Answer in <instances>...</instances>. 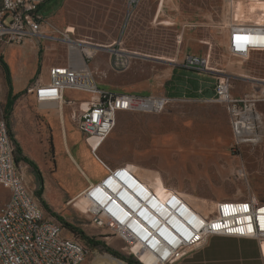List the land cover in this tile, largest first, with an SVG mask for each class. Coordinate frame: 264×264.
<instances>
[{"label":"rangeland","instance_id":"374dc122","mask_svg":"<svg viewBox=\"0 0 264 264\" xmlns=\"http://www.w3.org/2000/svg\"><path fill=\"white\" fill-rule=\"evenodd\" d=\"M134 3L137 6L140 0ZM174 3L179 20L173 26L164 25L161 44L104 47L94 55L95 58H90L98 63L99 74H95V80L100 87L107 89L105 85L109 84L124 93V89L131 85L142 93L141 96L152 97L163 90L170 69L185 63L190 53L206 56L208 68L217 71L218 77L226 75L223 69L228 64L233 67L247 61L229 52L228 31L233 23L264 21V1L175 0ZM117 50L130 52L129 68L112 67L111 56ZM1 54L9 55L8 52ZM256 60L263 62L259 64L263 65L264 73V56L258 55ZM229 77L236 96L244 95L246 86L255 81L242 75ZM5 90L8 91V83L0 65V118L4 117L2 95ZM250 96L257 99L255 109L260 113L256 120L259 135L256 141H236L229 115L216 100L206 107L169 102L160 111L140 105L142 109L118 113L116 126L110 134L118 142L112 156L122 165H139L146 179L160 184L156 190L166 199L173 192L172 188H177L189 195L192 200H188L204 213L215 207V201L208 200L209 196L219 200L253 194L264 201V94ZM193 119H216L218 125L199 126L192 123ZM27 164L22 159L18 162L21 171V166ZM44 185L42 195L37 193L41 183L32 194L50 217L67 227L85 246L82 264H92L97 253L110 254L127 264H143L134 251L135 245L119 230L115 220L105 218L102 213H93L95 211L86 199L76 198L62 206L61 198L53 187L47 188L45 176ZM10 196L11 190L0 182V214ZM41 198L92 242L83 238L80 232H73L65 222L49 212ZM107 246L120 252L123 258L112 254Z\"/></svg>","mask_w":264,"mask_h":264},{"label":"crops","instance_id":"0c3cea01","mask_svg":"<svg viewBox=\"0 0 264 264\" xmlns=\"http://www.w3.org/2000/svg\"><path fill=\"white\" fill-rule=\"evenodd\" d=\"M174 2L140 0L136 6L131 0H43L39 13L47 21L43 27L45 35L5 49L9 55L3 56L11 69L14 94L19 95L9 118L10 128L20 144H24V153L38 164L47 188L53 187L61 198L62 206L69 204L89 185L100 182L108 173L105 164L112 168L122 165L112 156L118 142L109 136L94 152L78 128L75 114L97 98L93 92L65 88L61 100L38 102L34 91L29 89L48 83L50 70L55 66H80L75 63L77 51L89 62L91 69L98 70V63L90 58H95L100 48L161 44L164 25L173 26L179 20ZM56 29L71 33H53ZM229 33L230 28L227 38ZM89 45L97 48L91 56L82 52ZM258 55L264 56V50L254 49L247 61L233 67L228 64L223 69L226 75H242L255 80L246 86L244 95L264 94L263 65L259 64L263 62L256 60ZM217 78V71L211 68L188 67L181 63L170 69L163 90L152 97H168L176 105L188 103L206 107L215 102ZM105 86L108 87L103 88L105 90L120 93V88ZM124 93L142 95L131 85L124 89ZM7 94L5 90L2 95L4 103ZM192 123L218 125L216 119H193ZM21 167L27 186L33 192L40 184L38 174L29 164ZM172 189L192 200L181 190ZM208 200L216 203L218 199L209 196ZM176 264H264V254L255 239L214 235Z\"/></svg>","mask_w":264,"mask_h":264},{"label":"built area","instance_id":"2783aa9c","mask_svg":"<svg viewBox=\"0 0 264 264\" xmlns=\"http://www.w3.org/2000/svg\"><path fill=\"white\" fill-rule=\"evenodd\" d=\"M42 1L2 0L0 54L10 45L21 44L29 38L45 35L43 27L47 21L39 13ZM137 1L131 0L132 3ZM53 33L68 35L71 32L56 29ZM227 44L229 52L241 59L249 58L254 49L264 50V21L249 20L231 24ZM71 46H74L73 43ZM83 61L87 67L68 64L51 68L50 81L29 90L34 91L38 102L61 100L65 88L93 92L97 98L93 99L87 108H80L75 114V119L78 128L84 133L95 152L113 132L119 112L139 108L143 99L151 97L115 93L101 88L95 80V74H99V69H91L87 61L85 59ZM111 64L113 68H129L130 52L117 50L111 56ZM185 65L207 68L208 58L190 53L185 58ZM156 98L161 103L151 110L160 111L171 102L168 97ZM215 100L226 109L238 143L259 139L256 131V120L259 118V113L255 109L256 98L249 94L236 96L229 75H221L215 83ZM93 139L96 140L95 146L91 144ZM105 166L108 173L101 181L124 171L131 173L125 164L113 168L107 164ZM0 179L13 180L15 184L12 205L9 209L3 210L0 261L4 264H82L86 254L85 246L67 227L46 213L27 186L25 176L16 161V143L5 117L0 118ZM94 186L95 184L89 185L76 198L83 194L89 196L101 213L113 219L108 209L94 200L96 199ZM142 187L148 190L147 187ZM153 197L158 205L169 208V215L171 218L175 217L179 223L177 228L169 221L163 222L158 233H154L155 229L143 224L148 236L158 240L155 246L147 238L133 234L143 247L157 256L158 264H176L189 253L202 247L214 235L255 239L264 254V201L256 195L217 200L215 208L207 215L198 212L176 190L171 192L166 200L155 194ZM183 205L192 212L190 219L185 218ZM156 216L159 217L157 214ZM165 228L170 229L173 234L167 236L168 234L164 233ZM141 262L146 264L142 260Z\"/></svg>","mask_w":264,"mask_h":264},{"label":"bare ground","instance_id":"6f19581e","mask_svg":"<svg viewBox=\"0 0 264 264\" xmlns=\"http://www.w3.org/2000/svg\"><path fill=\"white\" fill-rule=\"evenodd\" d=\"M96 51L97 48L91 45L84 47L82 50V52L86 54H93ZM75 63L77 65L82 64L84 67H87L79 51L76 52ZM160 103L161 102H159L156 97H151V98L143 99L140 102V105L148 106L150 109H154L156 106L160 105ZM84 108H87V106ZM171 140L173 141L174 138H171ZM91 144L95 146L96 140L95 139L91 140ZM126 165L131 173H127L124 171L122 173L113 174L112 176L105 178L103 180L105 182L101 181L100 184L93 183L95 184L93 189L95 190V198H96L94 200L99 205L102 206L104 205L108 209L109 214L118 223L119 230L122 233L126 234L128 238H130L131 240L130 242H133L132 245H135L133 247L134 251L137 252L141 260L144 261L146 264H158L157 256H155V254L149 249H147L145 246L143 247L139 242V240H137L133 236V234L137 235L138 237L140 235L142 237L147 238V240L152 245L155 246L157 245L158 240L153 236H148L147 233L148 231L146 230L144 225L145 226L147 225V227L149 228L151 227V229L152 228L155 229L154 233H158L159 229H161V226L163 225V222L169 221L173 226L177 228H179L178 227L179 223L177 222V219L175 217L171 218V215H169V208L158 205L155 198L153 197V194H155L157 196H160L162 199L166 200V198L163 197L156 190L160 186V184L157 182H151L150 180L146 179L140 172V166L137 165L136 163H128ZM0 182L5 184V186H7L11 190V196L9 197V200L5 205V207L3 208V210L9 209V207L12 205V196L15 195V184L13 180L0 179ZM142 186L147 187V189L151 191V193L148 190L144 189ZM112 190L114 191L118 190L120 195L119 196H117L116 194L114 195L113 194L114 192H112ZM181 196H183V194H181ZM79 198L86 199L87 201H89L90 206L95 211L93 213H101L100 209L92 203V199L89 196L83 194L77 199ZM185 200H187L201 214L203 215L208 214L206 212L204 213V211H201L200 207L194 205L187 198H185ZM189 208H191V210L194 211L192 207L189 206ZM136 211H139L140 215L143 218H145L147 222L140 219L137 216L138 214ZM183 211L185 212L184 213L185 218L190 219V214L192 212L188 210V208H186L184 205H183ZM135 213L137 215H135ZM156 214L159 217H157ZM102 215H104L105 218H108L106 214L102 213ZM3 223H4V211H2L0 214V228L2 227ZM164 233L168 234L167 236L173 234L171 230L168 228L164 229ZM0 262L1 264H4L3 261ZM92 264H127V263L110 254L97 253L94 257V261Z\"/></svg>","mask_w":264,"mask_h":264},{"label":"trees","instance_id":"16d2710c","mask_svg":"<svg viewBox=\"0 0 264 264\" xmlns=\"http://www.w3.org/2000/svg\"><path fill=\"white\" fill-rule=\"evenodd\" d=\"M0 65L3 68L5 78H6V81L8 83V94H7V100H6L5 107H4V117L9 123V118H10V116L14 110V106H15L16 100L18 99L19 95L14 94L11 69H10L9 64L7 63L6 59L4 58V56L2 54H0ZM12 137L16 143V152L18 153V157H16V161L19 162V160L22 159L23 161L28 163L35 170V172L38 174V177H39V180L41 183V187L37 193H38V195H42V192L44 190V178H43V174H42L38 164L34 160L29 158L27 155H25L22 145L17 141V139H15L13 132H12ZM41 201H42L43 206L49 212H51L58 219L65 222V224L68 225L72 229L73 232H76V231L80 232V234L82 235L83 238L88 239L89 242H92V240H89V238L86 237L82 231H79L73 224L67 222L63 216H61L57 212L53 211L51 209V207L49 206V204L43 198H41ZM107 250L110 251L112 254L123 258V255L120 252L115 251L108 246H107Z\"/></svg>","mask_w":264,"mask_h":264}]
</instances>
